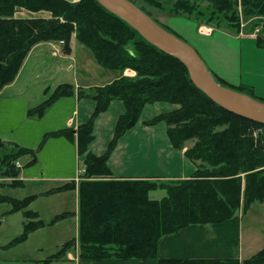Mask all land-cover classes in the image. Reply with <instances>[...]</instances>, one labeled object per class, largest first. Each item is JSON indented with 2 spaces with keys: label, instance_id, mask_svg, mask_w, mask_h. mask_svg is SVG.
I'll list each match as a JSON object with an SVG mask.
<instances>
[{
  "label": "trees",
  "instance_id": "trees-1",
  "mask_svg": "<svg viewBox=\"0 0 264 264\" xmlns=\"http://www.w3.org/2000/svg\"><path fill=\"white\" fill-rule=\"evenodd\" d=\"M204 1L208 4L207 12L189 0H176L170 12L215 28L226 24L238 34L240 18L236 8L239 6L243 21L248 25L244 34L249 35L259 28L255 35L256 46L264 48V0ZM22 11L48 16H19ZM72 37L90 51L97 66L120 76L109 84L88 89L67 83L52 90L46 88L44 100L26 111L28 118L38 119L62 98L76 95L80 100L93 101L92 114L75 132L65 128L46 133L35 149L0 140V204L9 205L4 215L21 213L23 217L21 233L2 248L15 247L39 229L76 217V238L63 243L58 251L38 264L65 260L71 251L76 253L79 262L264 264V249L244 260L159 258L158 245L164 237L193 225L221 224L244 215L252 204L264 202V125L236 117L210 102L192 84L181 62L147 43L96 0H79L77 4L65 0H0V91L13 83L34 46L60 43L62 53L69 55ZM125 70L135 72V76H122ZM212 77L220 86L264 103L255 97L252 88L230 86ZM112 101H120L124 113L117 118L105 152L96 156L87 150L94 140V122ZM154 103L177 108L142 125L164 124L172 149H186L184 157L196 168L193 176L183 180L113 177L107 165L112 152L119 140L137 125L144 107ZM50 138L75 142L77 154L84 155L78 180L22 199L2 194L5 188L22 185L18 180L22 168L18 161L28 157L25 166L34 164L37 153ZM188 142L192 145L187 148ZM74 190L77 192L76 213H59L44 222L29 209L37 197ZM153 191H164L165 196L152 200L149 193Z\"/></svg>",
  "mask_w": 264,
  "mask_h": 264
},
{
  "label": "crops",
  "instance_id": "crops-1",
  "mask_svg": "<svg viewBox=\"0 0 264 264\" xmlns=\"http://www.w3.org/2000/svg\"><path fill=\"white\" fill-rule=\"evenodd\" d=\"M65 1L77 4L79 0ZM18 15L48 16L46 13L30 14L24 11L19 12ZM171 19L174 25V28L169 25L171 30L196 51L212 76L230 86H248L252 88L255 97L264 100V48H257L255 35H241L223 29H214L197 24L184 16H172V18H168L167 22H170ZM73 38L70 41L71 52L69 55L62 53V45L60 43H41L34 46L25 58L13 83L0 91V140L20 147L35 149L46 133L65 128L75 132L79 125L84 124L89 119L95 103L87 99L80 100L76 95L58 100L45 111L41 118H28L26 116L28 109L44 100L46 96L43 91L46 88H51L47 84L56 73L62 72L63 67L68 73L74 71V66L68 64V62L76 64L72 48ZM31 59H34V61L40 60V62L46 59V66L33 68L24 73V69ZM37 64L35 63L34 65L37 66ZM119 76L118 74L109 83ZM122 76L132 78L135 76V72L125 70ZM38 80L43 81V87L39 90L41 96L39 101L34 99L28 90V87L35 86ZM66 83L82 89L98 87L80 86L75 79L69 82L66 81ZM176 108V106L166 103H154L144 107L137 125L119 140L107 162L113 177L118 179L159 178L162 180H183L193 176L196 168L184 157L186 149L183 151L172 149L166 137L164 124L160 123L153 127H144L142 125L143 122ZM123 113V104L120 101H112L108 109L96 118L93 127L94 140L89 144L88 152L96 156H100L105 152L112 138L117 118ZM83 159L84 155L79 156L77 154L75 142L68 141L65 138L47 139L37 153L34 164L25 166L29 161L28 157H25V164H21L20 160L18 161L22 167L18 177V180L22 183L20 187L27 186V188L33 190L30 195H40L66 182L77 181L79 178L77 174L82 171V169L78 168L77 163H82ZM8 190L10 189L5 188L1 191L3 194L8 195L6 193ZM64 195H69L71 208L66 207L61 209V211H57V206L52 207V198L65 197ZM39 199H43L46 205L49 203L46 214L50 217L45 219L42 216L46 209H35L32 211L36 212L39 219L44 222H49L59 213H76L77 211L76 190L47 197H37L29 208ZM0 209V228L6 231L9 217L16 214L21 215V213L4 215L9 210V207ZM242 217V215H239L216 225L189 226L174 235L164 237L158 245L159 258L247 259L261 249L257 250L255 249L256 247L247 245L250 236L247 235L248 231H245L247 227L245 228L241 222ZM69 219L73 220L72 228L75 226L76 238L77 218L72 217ZM67 221L68 219L54 226L39 229L31 233L24 243L10 249H3L2 246L6 245L14 237L7 235V233H4V235L2 233L0 235V264H10L20 260L22 263L33 262V260L28 259L29 256L6 255L12 249L24 245L38 231L46 228H55L58 225H64L67 228ZM39 261L42 260H37L34 263L38 264ZM54 263L158 264L156 261L79 262L74 251L68 252L65 260L52 262L51 264Z\"/></svg>",
  "mask_w": 264,
  "mask_h": 264
},
{
  "label": "rangeland",
  "instance_id": "rangeland-1",
  "mask_svg": "<svg viewBox=\"0 0 264 264\" xmlns=\"http://www.w3.org/2000/svg\"><path fill=\"white\" fill-rule=\"evenodd\" d=\"M137 8L142 9L144 12H146L152 20H154L160 27H163L166 31H171V27L174 28L173 21L171 19L170 22L168 21V18H172V16H175L170 12V9L173 5V3L176 0H131ZM191 3L195 2L197 7L202 10L203 12H207L208 4L204 0H189ZM157 4V6L155 5ZM240 7L237 6L236 11L239 14L240 18V32L238 34H244L245 29H247L248 25L247 22L245 23L243 21V18L241 16ZM189 19V18H188ZM191 19V18H190ZM192 20V19H191ZM171 25V27L169 26ZM202 25H205L202 23ZM212 27L214 29H223L227 30L231 33H235L232 30H229L226 27V24H222L220 28H215L211 25H205ZM259 29V28H258ZM257 28L251 33L253 35H256ZM176 35L177 38L181 39V37L178 34ZM72 48L74 51L76 64L72 62H68V64H72L74 66V71L71 73H68L65 71V67H63V71L59 74H55L53 79L51 81H48V86L51 87L52 90L54 87H56L58 84L66 83L69 81H73L75 79L77 83L80 86H101L106 85L111 81V79L118 76L117 72L113 71H105L99 66L96 65L91 53L89 50H87L85 47L80 45L74 38L72 39ZM45 61L37 60L34 61V59H31L30 62L27 64V67L24 69V73L28 72L30 69H36L39 67H42L43 65L46 66ZM38 63L37 66L34 64ZM74 74V75H73ZM43 87V81L38 80L35 83V86L28 87L29 93L32 94V97L34 99H41L39 90ZM192 145V142H188L186 144V147ZM20 163L25 164V157L20 159ZM77 166L79 169L83 168L82 163H77ZM3 194V192H1ZM9 196L16 198V199H22L26 196H29L31 193H33V190L25 187H18L15 189H10L6 192ZM65 197H53L51 201L52 207L57 206V211H61V209L64 208H71L70 204V198L69 195H64ZM165 196L164 191H153L149 193V198L152 200H160ZM61 198V199H60ZM49 203L46 205L45 201L43 199H39L36 203L30 207V210L35 209H43L46 211L43 212L42 216L45 219H48L50 216L46 214L47 209L49 208ZM8 208L9 205L2 204L0 205V208ZM1 210V209H0ZM59 213V212H58ZM242 224L248 231V234L250 236V240L248 242V246L256 247L255 249H263L264 248V202L262 204L255 203L250 206V208L245 212L244 215H242ZM8 224L6 231H3L2 228H0V235L3 233H7V235H10L11 237L18 236L19 233H21V223L23 221V217L20 214L13 215L9 217ZM67 228L64 225H58L55 228H46L41 231L36 232L33 234L28 241L22 245L18 246L9 253H7L6 256H13V255H22V256H29L28 259L33 260L27 261L25 263H22L21 260L18 262H12L10 264H35L34 262L37 260H44L46 257H48L50 254L55 253L58 251V249L61 247V243L66 242L70 239L75 238V226L72 228L73 220L68 219L67 221ZM1 238V237H0ZM256 250V251H257ZM59 264V263H54Z\"/></svg>",
  "mask_w": 264,
  "mask_h": 264
},
{
  "label": "water",
  "instance_id": "water-1",
  "mask_svg": "<svg viewBox=\"0 0 264 264\" xmlns=\"http://www.w3.org/2000/svg\"><path fill=\"white\" fill-rule=\"evenodd\" d=\"M96 1L134 29L147 43L181 62L192 84L210 102L236 117L264 125V103L217 84L199 55L186 42L164 30L128 0Z\"/></svg>",
  "mask_w": 264,
  "mask_h": 264
},
{
  "label": "built area",
  "instance_id": "built-area-1",
  "mask_svg": "<svg viewBox=\"0 0 264 264\" xmlns=\"http://www.w3.org/2000/svg\"><path fill=\"white\" fill-rule=\"evenodd\" d=\"M256 32H258V29L256 30ZM18 165V164H17ZM77 176L79 177L80 176V172L77 174Z\"/></svg>",
  "mask_w": 264,
  "mask_h": 264
}]
</instances>
